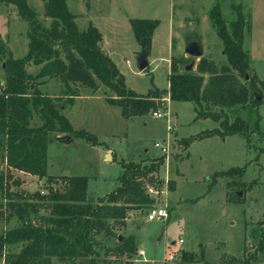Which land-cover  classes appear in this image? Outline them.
Returning a JSON list of instances; mask_svg holds the SVG:
<instances>
[{"label": "rangeland", "instance_id": "1", "mask_svg": "<svg viewBox=\"0 0 264 264\" xmlns=\"http://www.w3.org/2000/svg\"><path fill=\"white\" fill-rule=\"evenodd\" d=\"M46 2L27 0L36 14L30 21L15 5L0 1V41L5 48L4 56L0 54V86L7 77L8 52L14 59H22L28 52L31 22L49 27L51 21L44 16ZM66 3L80 31L90 24L99 30L105 46L103 51L124 75L127 89L142 96L153 89L168 88V75L175 62L179 73L185 72L192 62V71L198 73L197 66L202 58L214 63L219 71L227 65L224 46L213 27L210 10L218 4L229 23L236 18L237 6H241L245 18L243 47L249 53L250 68L247 81L240 77L238 80L247 88L249 78L254 77L255 91L261 98L257 103L249 95L245 107L238 106L227 113L231 122L236 116L249 120L247 137L213 135L196 139L186 146L185 140L219 127L211 119L196 120L193 103L172 101L168 104L167 94L160 102L154 99L156 109L146 115L125 118L117 105L121 98L111 93L107 97L104 88L91 95L79 87L76 88L77 96L71 99L64 95L60 79L45 78L38 82L44 95L51 100L58 99L53 102L58 110L62 108L73 131H87L99 142L91 145L74 138L71 143L51 141L47 149L48 175L86 177L88 195L96 201L118 187L121 162L149 165L163 158L155 175L157 180L147 182L149 193L155 198L154 204L129 211L126 226L115 229L116 236L135 239L136 253L130 258L131 262L112 255L108 261L191 264L181 261L186 253L197 257L198 262L192 264H202L199 262L201 255L206 261L218 262L228 257L242 258L244 250L247 254L253 253L258 240L252 238L251 231L264 229V89L261 86L264 81V0H66ZM132 19L160 23L151 40L150 66L142 73L137 70L141 47L131 28ZM192 39L199 42L202 50L198 59L185 52ZM40 68L30 64L26 70L36 74ZM200 75L204 83L209 80V74ZM212 110L219 113L217 107ZM154 112L162 117H154ZM35 123L41 124L38 116ZM168 126L171 127L169 131ZM155 143L168 145V153H162ZM108 150L111 158L107 157ZM0 169L7 170L1 159ZM241 170H244L243 177L239 176ZM12 172L23 180L20 186L11 187L12 191L32 196L40 192L46 194L49 186L62 188L59 182L49 185L46 178L24 179L22 174ZM236 193L241 196L237 198ZM153 207L165 209L167 219L149 221L147 212ZM5 208L6 202L0 194V213H5L0 219V234L21 224L16 217L6 219L9 213ZM47 214L45 209L40 210V216ZM98 242L101 258L107 249L118 243L115 238L103 237H99ZM20 249L21 246L14 248L16 252ZM139 251L145 255L139 256ZM170 255L174 256L173 260L168 258ZM0 264H5L3 259Z\"/></svg>", "mask_w": 264, "mask_h": 264}, {"label": "trees", "instance_id": "2", "mask_svg": "<svg viewBox=\"0 0 264 264\" xmlns=\"http://www.w3.org/2000/svg\"><path fill=\"white\" fill-rule=\"evenodd\" d=\"M0 1L15 5L30 21L36 15L27 0ZM235 11V20L227 23L218 4L210 10L213 27L224 46L227 65L219 71L214 63L202 58L197 66L198 73H179L175 62L168 75L169 89H153L142 96L127 89L124 76L103 51L99 30L90 24L86 30L80 31L66 0H47L44 16L51 21L49 27L31 22L28 52L22 59H14L8 52L5 60L7 77L4 85L0 86V159L7 168L5 172L0 169V194L9 213L6 219L16 217L21 223L0 234V260L3 259L5 264H119L116 263L118 260L108 261L112 255L131 262L130 258L136 253L135 239L129 236L118 241L115 229L126 226L129 211L154 204L155 198L149 193L147 182L157 180L155 175L163 164V158L149 165L145 162H121L118 187L98 198L97 203L88 195L86 177L48 175L47 148L58 135H69L91 145L99 142L87 131H73L62 108L58 110L53 102L58 99L51 100L44 95L39 90L38 81L60 79L64 95L71 99L78 94L76 88H83L91 95L104 88L107 97L111 93L121 98L117 105L125 118L146 115L156 109L154 99L160 102L167 94L170 101L193 103L196 120L211 119L219 127L185 140L186 146L196 139L213 135L247 137L249 120L236 116L231 122L227 113V110H235L238 106L245 107L249 95L258 103L253 94L256 92L254 77L249 78L247 88L238 80L240 77L247 81L250 57L243 47L245 18L241 6H237ZM130 24L141 51L146 49L149 52L159 21L132 19ZM4 51L0 41V54L3 55ZM30 64L41 68L36 74L28 73L26 67ZM206 73L209 80L204 83L200 74ZM261 86L264 89V81ZM213 107L219 108V113L212 110ZM36 116L41 124L35 123ZM12 171L46 178L49 185L59 182L62 188L49 186L46 194L40 192L32 196L12 191L11 187L20 186L23 182ZM239 176H244V170ZM170 189L173 191L171 183ZM235 196L239 198L237 193ZM41 209L48 212L47 216L39 215ZM3 216L5 213H0V219ZM251 236L258 240L253 253L247 254L244 250L242 258L228 257L218 262L206 261L201 255L199 262L264 264V229L251 231ZM99 237L118 241L115 247L106 250L103 258L97 250ZM18 246L21 249L16 252L14 248ZM181 261L192 264L198 259L193 254L184 253Z\"/></svg>", "mask_w": 264, "mask_h": 264}, {"label": "water", "instance_id": "3", "mask_svg": "<svg viewBox=\"0 0 264 264\" xmlns=\"http://www.w3.org/2000/svg\"><path fill=\"white\" fill-rule=\"evenodd\" d=\"M185 52L187 55H189L190 57H192L194 59H198L202 56V50H201V47L199 45V42L197 40H194V39H192L188 42L187 47L185 49ZM148 56H149V52L146 49L142 50L141 53L138 55V57H137V70L139 73L144 72L150 66ZM193 65H194V62H192L190 65H188L185 68V71H188V72L192 71ZM253 94H254L256 101H259L261 97L256 92H253ZM54 140L60 141V142H65V143H71L73 141V138L70 137L69 135H62V136L55 137ZM107 157L110 158L109 155ZM238 196H241V193H238ZM121 238L122 237L119 236L118 241H121Z\"/></svg>", "mask_w": 264, "mask_h": 264}, {"label": "built area", "instance_id": "4", "mask_svg": "<svg viewBox=\"0 0 264 264\" xmlns=\"http://www.w3.org/2000/svg\"><path fill=\"white\" fill-rule=\"evenodd\" d=\"M152 115L154 117H156V118H161L162 117V115L159 112L158 113L157 112H154ZM170 128L171 127L168 126V131L170 130ZM154 146L156 148H160L161 151H162V153H168V150H169V146L168 145L161 146L159 143H155ZM167 217L168 216H167V212H166L165 209H160V208L153 207V208H150L149 211L147 212V218H148L149 221H154V220L159 219V218H165V219H167ZM179 243L182 244L183 241L180 240ZM138 255L141 256V257H143L145 254H144L143 251H139L138 252ZM168 258L170 260H173L174 259V256L173 255H170Z\"/></svg>", "mask_w": 264, "mask_h": 264}, {"label": "crops", "instance_id": "5", "mask_svg": "<svg viewBox=\"0 0 264 264\" xmlns=\"http://www.w3.org/2000/svg\"><path fill=\"white\" fill-rule=\"evenodd\" d=\"M102 45H103V43H102ZM103 47V46H102ZM103 49L105 50V46L103 47ZM112 60V59H111ZM115 64V63H114ZM116 65V64H115ZM116 67H117V65H116ZM118 68V67H117ZM118 70L120 71V69L118 68ZM121 73V72H120ZM170 73V72H169ZM122 74V73H121ZM123 75V74H122ZM124 76V75H123ZM169 89V82H168V88L167 89H164V90H168ZM163 90V89H162ZM169 96V95H168ZM169 102H172V101H170V99H169V97H168V104H169ZM167 115V114H166ZM168 116V115H167ZM171 119H169V117L167 118V121H168V123L170 124L171 122ZM73 141H74V139H73ZM49 145V144H48ZM48 149V148H47ZM107 156L109 155V157L111 158V154H110V150H108L107 151ZM18 174H22V177L24 178V179H27V178H31V179H33V178H35V179H37L38 177H36V176H31V175H29V174H26V173H23V172H18ZM19 176V175H18ZM56 176H61V175H56ZM20 177V176H19ZM21 178V177H20ZM39 179V178H38ZM37 179V180H38ZM21 180H22V178H21ZM23 181V180H22ZM22 184H23V182H22ZM126 223H127V221H126Z\"/></svg>", "mask_w": 264, "mask_h": 264}]
</instances>
